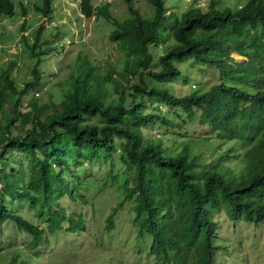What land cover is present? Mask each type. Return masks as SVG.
<instances>
[{"label":"trees","instance_id":"1","mask_svg":"<svg viewBox=\"0 0 264 264\" xmlns=\"http://www.w3.org/2000/svg\"><path fill=\"white\" fill-rule=\"evenodd\" d=\"M146 1L152 10L142 15L126 0L123 19L105 1H80L86 16L113 24L107 38L127 58L122 69L108 65L102 71L81 53V74L42 112L36 111V96L27 99L31 110H22L23 89L15 87L9 65L0 70V223L10 219L31 234L29 247H37L47 232L86 230L81 213L67 212L59 199L93 183L78 180L75 173L70 185L63 171L84 168L83 162H110L115 155L126 170L112 175V182L124 195L110 205L103 228L110 230L118 209L131 201L132 224L139 234L151 235L153 264H215L213 212L219 209L231 220L264 226V0L234 7L210 0L206 7L190 5L180 14L166 13V0ZM36 8L47 16L52 0H39ZM13 12L12 0H0V18ZM169 35L173 43L155 58L149 45L160 46ZM195 62L216 67L219 81L203 92L173 93L164 83L185 82L182 72ZM33 71L25 90L38 84L35 65ZM115 72L125 83L112 93L105 83ZM200 119L208 129L190 132L187 128ZM157 126L162 133L150 134ZM224 142L230 144L226 149L219 147ZM199 144L220 156L204 161ZM14 152L25 154L26 168L13 166ZM223 156L238 164H224ZM97 185L108 186L105 178ZM16 197L33 208V217L7 206ZM14 255L9 264H16Z\"/></svg>","mask_w":264,"mask_h":264},{"label":"rangeland","instance_id":"2","mask_svg":"<svg viewBox=\"0 0 264 264\" xmlns=\"http://www.w3.org/2000/svg\"><path fill=\"white\" fill-rule=\"evenodd\" d=\"M80 1L52 0V11L45 16L36 8L39 0H12L14 12L11 15L1 16L0 70L9 65L10 78L15 87L18 90L23 89L20 93L22 110H31L26 103L31 96L40 99L36 108L38 113L46 109L49 99L59 101L68 88L70 80L81 74V53L86 52L90 55L91 59L88 61L92 64L96 63L98 69L102 71L108 69V65L122 69V62L127 56L107 38V28L112 29L113 24L104 18H95L94 14L91 16H86L84 12L80 14L82 11ZM90 1L95 4L99 0ZM130 1L142 15L152 10L146 0ZM209 1L166 0L168 7L166 13L174 11L180 14L190 5L206 7ZM243 2L245 0H221L220 5L234 7L240 6ZM126 8V0L109 2L110 12L118 19L127 16ZM35 35L38 41L35 42L34 51L31 52L29 45L36 41ZM173 40L169 35L160 46L149 45V50L156 58L162 51L164 52L165 45L173 43ZM38 51L43 52L37 55ZM78 55L79 58L76 60ZM231 55L237 59L242 58L234 52ZM205 64L195 62L185 67L181 75L185 82L177 80L164 84L177 95H183L190 90L203 92L219 81V70L212 64ZM34 65L40 73L38 84L25 90L23 88L25 82L33 78ZM156 65L154 62L151 67L155 68ZM145 80L152 82L147 78ZM124 83L123 74L118 75L115 72L106 81L105 86L114 93V86L120 88ZM192 84L195 87L190 89ZM129 100L130 97L127 101ZM160 109L165 113L167 107L163 105ZM187 129L199 135L204 133L208 126L200 119L198 124L195 123ZM163 130V127L157 126L151 129L150 134H160ZM144 131L148 132V130ZM229 145V142H224L219 147L226 149ZM197 147L206 162L220 156L214 155L213 151L202 144ZM69 149L72 150L71 147ZM14 156L13 166L17 169L26 168L25 154L14 152ZM223 161L230 166L238 164L235 159L228 160L225 156ZM83 164L84 168L75 165L71 166V169H65L64 175L70 185H74L75 173H78V180L89 179L93 184L73 188L75 190L72 196L66 194L59 199V202L67 212L81 213L86 230L69 232L62 229L63 231L58 230L52 234L47 232L37 247H29L31 234L18 229L12 220L6 219L0 223V264H9L14 254L18 258L16 264H21L23 261L26 264H153L154 257L149 252L151 235L146 232L139 234L137 227L132 224L131 201H126L125 205L118 209L115 225L110 230L103 228L102 220L110 210V205L116 204L124 195L117 182H112V175L126 170L122 161L115 155L110 162L104 158ZM104 178L108 186L100 189L96 184ZM91 200L94 202H90ZM6 204L13 206L24 217L30 213L33 217L35 213L23 198L22 201H17L16 197ZM21 205L24 207L19 208ZM213 218L217 221L214 237L217 248L213 257L215 264H264L262 224L255 225L243 218L231 220L227 218L223 209L214 211Z\"/></svg>","mask_w":264,"mask_h":264},{"label":"clouds","instance_id":"3","mask_svg":"<svg viewBox=\"0 0 264 264\" xmlns=\"http://www.w3.org/2000/svg\"><path fill=\"white\" fill-rule=\"evenodd\" d=\"M102 1H105V2H107V3L110 2V0H99V1H97L96 3L99 4V3H101ZM96 3H95V4H96ZM82 12H83V11H80V14H82ZM42 92H43V91H42ZM42 92H41V93H42Z\"/></svg>","mask_w":264,"mask_h":264}]
</instances>
